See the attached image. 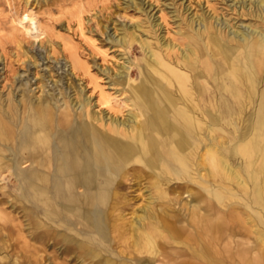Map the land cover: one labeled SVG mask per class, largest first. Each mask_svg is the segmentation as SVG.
Wrapping results in <instances>:
<instances>
[{
    "label": "bare ground",
    "instance_id": "obj_1",
    "mask_svg": "<svg viewBox=\"0 0 264 264\" xmlns=\"http://www.w3.org/2000/svg\"><path fill=\"white\" fill-rule=\"evenodd\" d=\"M96 1L75 0L59 14L80 17ZM144 1L130 0L129 5L144 12ZM230 1L234 11L253 22L233 24L219 15L194 14L187 16L188 31L180 32L185 43L177 45L164 36L156 43L141 42L147 50V73L135 94L131 92L140 115L131 113L122 120L107 112L90 113L91 98H84L82 87L72 86L67 89L76 97L69 101L61 90L35 101L24 90L19 99L11 93L8 106L0 102V175L9 172L23 183L21 196L31 214L41 209L50 227L74 234L65 237L67 243L76 242L93 258L118 256L111 248L112 234L149 255L143 264H154L163 235L154 204L163 201L156 208L170 218L168 203L178 205L187 194L188 218L212 240L211 246L202 241V255L211 264H223L216 258V246L225 218L217 205L226 208L236 199L237 186L251 212L245 221L261 243V251L249 250L250 259L247 249L239 255L247 264H264V0ZM23 20L19 29L10 23L7 43L23 46L52 29L50 21L40 24L27 11ZM145 28L122 24L116 29L120 37L110 39L127 47ZM114 76L125 80L122 71ZM48 82L58 87L52 77ZM100 100L108 104L106 94ZM136 166L149 171L145 179L135 174ZM148 179L154 191H146L147 204L134 211L125 229L120 222L126 218L127 182ZM179 182L183 184L175 187ZM190 183L207 190L218 213L203 210ZM38 225L46 224L42 220Z\"/></svg>",
    "mask_w": 264,
    "mask_h": 264
},
{
    "label": "rangeland",
    "instance_id": "obj_2",
    "mask_svg": "<svg viewBox=\"0 0 264 264\" xmlns=\"http://www.w3.org/2000/svg\"><path fill=\"white\" fill-rule=\"evenodd\" d=\"M74 1L0 0V44L3 45H0V102L8 106L9 95L13 93L19 99L24 90L33 101L56 96L59 93L57 91L61 90L69 101L76 97L73 90L67 89L72 86L77 89L82 87L84 98H91V104L86 109L90 113L97 112L104 116V112H107L122 120L131 113L140 115L133 94L147 73L144 64L147 50L141 42L156 43L157 37L164 36L174 44L185 43L186 36L180 32L188 31L187 16L194 14L203 17L219 15L233 24L253 22L248 16L242 17L239 11H234L230 0H145L144 12L130 7V0H97L92 5H86L80 17L59 14L61 7L70 6ZM187 8L190 11L186 12ZM26 11L40 24L50 21L52 29L45 31L46 35L42 33L24 41L23 46L7 43L10 23L13 22L17 29L24 27L23 16ZM137 23L146 28L137 33L139 39L136 43L122 47L110 39L120 37L116 29H120L122 24L132 26ZM154 23L159 26L154 27ZM27 49H30L28 55ZM119 71L123 72L124 81L119 82L114 78ZM51 77L57 83V88L48 82ZM101 93L106 94L109 105L100 100ZM97 127L102 130L100 123ZM135 170V174L141 175L143 179L149 172L143 166H136ZM15 178L9 172L0 175V214L4 216V219H0V264H143L145 259L151 258L139 254L129 239L119 240L116 237L117 240L112 234L109 235L111 248L118 256L103 253L102 257L93 258L80 249L76 242L67 243L65 237L74 234L54 224L50 227L41 209L31 214L29 203L21 196L23 183L17 182ZM149 180L127 182L124 191L127 194L124 207L126 218L120 222L125 229L130 227L134 211L147 204L146 191L154 189L153 184L146 183ZM179 184L183 183L179 182L175 187ZM189 185L205 212L216 214L222 211L225 218L223 232L217 240V260L223 264H247L248 261L240 257L239 253L247 249L250 259L249 250L252 251V247L261 251L255 229L245 221L246 215L251 214L246 203L247 197L234 186L236 199L228 201L226 208L217 203L211 206V196L207 190L195 183ZM187 196L183 195L178 205L168 203L171 206L168 207L172 215L170 218L163 216L156 208L163 201L154 204L153 209L157 212L163 233L158 239L161 253L154 264H211L201 253L202 241L210 244L211 239L206 238L188 218L185 206ZM216 205L219 211L214 207ZM42 220L46 225L40 228L38 224ZM199 235L202 240L198 239ZM95 249L100 251L99 247ZM252 264L257 263L254 261Z\"/></svg>",
    "mask_w": 264,
    "mask_h": 264
}]
</instances>
